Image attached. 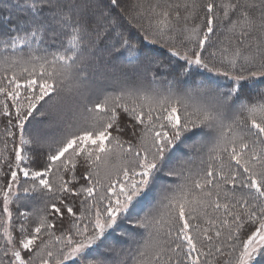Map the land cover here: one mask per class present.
Returning a JSON list of instances; mask_svg holds the SVG:
<instances>
[{
	"label": "snow or ice",
	"instance_id": "1",
	"mask_svg": "<svg viewBox=\"0 0 264 264\" xmlns=\"http://www.w3.org/2000/svg\"><path fill=\"white\" fill-rule=\"evenodd\" d=\"M0 24V264H264V0H0ZM62 91L60 138L28 133Z\"/></svg>",
	"mask_w": 264,
	"mask_h": 264
},
{
	"label": "trees",
	"instance_id": "2",
	"mask_svg": "<svg viewBox=\"0 0 264 264\" xmlns=\"http://www.w3.org/2000/svg\"><path fill=\"white\" fill-rule=\"evenodd\" d=\"M122 4L125 6H130L132 3V0H121ZM5 27V25L0 24V29H3ZM135 31V30H133ZM220 80V83H225V81L222 78H218ZM96 81L97 83L94 85L95 88L98 89H104L107 91H112L113 90V85L105 82V81H101L100 77L97 76L96 77ZM143 87L145 89L148 90H152V89H157L161 92H165L168 85L163 81L158 79L155 83L152 82L151 80V76L147 75L145 76L144 80H143ZM260 87H264V84L260 85ZM60 102L52 107H49L48 105L44 106V109L47 111L49 114L45 117H40V116H36L35 119H32L30 121L29 124L26 125V128L28 129V131H32L33 127H36L41 129V125H49L52 121L53 124L49 127L53 129L52 132L49 131V133L47 135H49L51 137L47 138L46 140L49 141H55L57 139L60 138L62 130L64 125L69 122L72 119V111L69 110L67 113L64 112V107L67 106L69 109L72 108V106L76 103V97L74 95L73 92H69V91H62L60 93ZM100 98L98 95H94L92 97H90V99H98ZM47 119V121L42 124L45 120ZM8 127L7 125V118L0 116V148L3 147V139L5 138V128ZM35 129V130H36ZM13 131H17L16 129H12ZM122 139L124 141H128L130 139V137L125 134L123 135ZM16 144H19V138L18 136L16 137ZM127 145L125 144V147ZM12 148H13V142L12 139L9 138L8 139V154L10 155L11 159L14 161V154L12 153ZM25 153L27 155H29L30 157H32L31 161L28 162L25 165L22 166H29L31 167L33 170H40L43 166H44V160L46 158V154L48 152V148L46 146L41 147L38 144H33V145H25ZM185 152H187V149L184 150ZM204 158L206 159V150H205V155ZM5 171H8L7 166H5L4 168ZM82 171V170H81ZM79 175V171L77 173ZM22 178V177H21ZM67 178V177H66ZM7 177H0V187L3 186L4 183L7 182ZM23 179V178H22ZM83 183V181H81ZM177 183H179L180 181L177 179L176 180ZM151 202V201H150ZM150 202H146L145 206H144V210H146V208L149 206ZM21 202L19 201H13V203L11 204L10 209L13 211V222L14 224H17L19 222H21L18 218H17V206L18 204H20ZM28 204L27 208H21V211H28L29 213H33V219L35 218V214L39 212L40 209L43 208V201L41 199H39V197H37L34 200H29L26 202ZM2 207H3V197L0 196V216L3 215L2 213ZM142 214V212H141ZM142 231V230H141ZM57 235H59V231H57ZM135 245L133 246V251H135ZM225 253H227L229 250L227 248H225ZM128 264H131V257H128ZM220 264H226V261H228L230 258L227 255L224 256H219L218 257Z\"/></svg>",
	"mask_w": 264,
	"mask_h": 264
},
{
	"label": "rangeland",
	"instance_id": "3",
	"mask_svg": "<svg viewBox=\"0 0 264 264\" xmlns=\"http://www.w3.org/2000/svg\"><path fill=\"white\" fill-rule=\"evenodd\" d=\"M46 121H47V119H46L42 124H44ZM52 124H53V121H52L49 125H47V124H45V125H41V129H39V128L36 129V127H33V130H32V131H28V133H30V134H36V133L38 132V134H39L43 139H47V138H50V139H51V137H50L49 135H47V134L49 133V131H50V132L53 131L52 127L49 128ZM35 129H36V130H35ZM38 145H39V144H38ZM118 161H119V158H118L116 155H113V156L109 159V162H108V163H109V167H110L111 165H114V164L118 163ZM197 163H198V162H197ZM104 171H105V169H104L103 167H101V168H100V176H101V178H103V176H104ZM9 206H11V204H10Z\"/></svg>",
	"mask_w": 264,
	"mask_h": 264
}]
</instances>
